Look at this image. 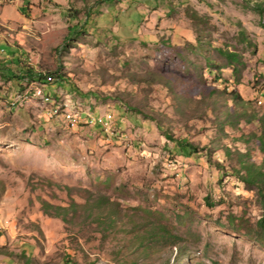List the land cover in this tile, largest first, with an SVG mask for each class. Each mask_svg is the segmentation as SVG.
<instances>
[{"label":"rangeland","instance_id":"1","mask_svg":"<svg viewBox=\"0 0 264 264\" xmlns=\"http://www.w3.org/2000/svg\"><path fill=\"white\" fill-rule=\"evenodd\" d=\"M263 117L264 0H0V264H264Z\"/></svg>","mask_w":264,"mask_h":264},{"label":"trees","instance_id":"2","mask_svg":"<svg viewBox=\"0 0 264 264\" xmlns=\"http://www.w3.org/2000/svg\"><path fill=\"white\" fill-rule=\"evenodd\" d=\"M188 30L191 32L190 29ZM224 54L229 60L236 58L232 52L225 51ZM10 62H13V61L10 60ZM16 64L18 66V61H16ZM16 73L20 74L19 76L17 75V77L20 80L23 78H26L27 76L30 78H38L39 80H46L47 82H50L55 79L53 73L44 74V76L41 77L42 75L41 72H35L32 67L27 66L26 64L21 66L20 69L16 71ZM48 77L50 79H48ZM57 77L64 78V75L62 76L60 73H58ZM146 81L149 82L150 80H146ZM232 96L236 102L238 103L243 102V100L241 99V97L239 96L237 92H233ZM260 121L264 124V117L260 118ZM257 141L260 146L259 147L260 151L264 152V128L262 130V133L257 136ZM179 142L181 144H178V145L182 149H185V147H188L186 139L179 140ZM238 164H239L238 173L240 174L239 177L241 178V180L247 185L256 184L258 187V191L262 194V202H261L262 214H261V217L256 222V227L254 229L256 236L253 238H255L259 243L264 245V190H263L264 189L263 188L264 160L262 163L257 165L254 162H250L248 159H239ZM240 169L243 170L242 174L240 173L241 172ZM89 202L86 203L87 206L88 204L90 206V213H88V215L89 214L93 215L92 214L93 210H96L97 212H95L96 214H95L94 219H96L98 225L104 226L103 230L114 228L117 225L120 219V216H119L120 208L117 203L111 201L109 198H106L105 195H101V194H99L96 199H93V201H89ZM108 204L111 206L107 208ZM75 205L76 204H74V202L73 204H71V206H75ZM42 207H43V212L45 214L52 215L54 217H60L62 220H64L65 214L67 216L68 212H70L68 209L70 206L69 207L54 206L48 202H43ZM51 209L54 211L53 214L49 213V210ZM134 219H133V216L128 215L126 224L128 226L130 225L129 227L127 226L128 232L134 233L133 237L137 239L138 245H143L144 242L146 243L147 241H150V240L161 242V241L168 240L171 238H176V236L174 234H171V232H169L165 226L159 223H156L154 221H151L148 218H144V220L140 223H137L138 221ZM147 250L148 248L143 250V252L145 251L144 254L146 253ZM129 264H133V263L131 262Z\"/></svg>","mask_w":264,"mask_h":264},{"label":"bare ground","instance_id":"3","mask_svg":"<svg viewBox=\"0 0 264 264\" xmlns=\"http://www.w3.org/2000/svg\"><path fill=\"white\" fill-rule=\"evenodd\" d=\"M97 121H98L99 123H104V122H105V119H103V118H97Z\"/></svg>","mask_w":264,"mask_h":264},{"label":"built area","instance_id":"4","mask_svg":"<svg viewBox=\"0 0 264 264\" xmlns=\"http://www.w3.org/2000/svg\"><path fill=\"white\" fill-rule=\"evenodd\" d=\"M48 79H50V78H48ZM50 117H51V115H50ZM72 121V120H71ZM97 124V123H96ZM98 124H102V123H98ZM74 125H76V124H74Z\"/></svg>","mask_w":264,"mask_h":264}]
</instances>
